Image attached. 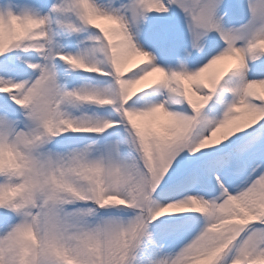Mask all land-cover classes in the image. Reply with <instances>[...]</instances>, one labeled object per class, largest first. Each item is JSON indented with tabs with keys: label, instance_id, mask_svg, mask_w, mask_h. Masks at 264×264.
Listing matches in <instances>:
<instances>
[{
	"label": "snow or ice",
	"instance_id": "snow-or-ice-1",
	"mask_svg": "<svg viewBox=\"0 0 264 264\" xmlns=\"http://www.w3.org/2000/svg\"><path fill=\"white\" fill-rule=\"evenodd\" d=\"M0 264H264V0L0 3Z\"/></svg>",
	"mask_w": 264,
	"mask_h": 264
},
{
	"label": "bare ground",
	"instance_id": "bare-ground-1",
	"mask_svg": "<svg viewBox=\"0 0 264 264\" xmlns=\"http://www.w3.org/2000/svg\"><path fill=\"white\" fill-rule=\"evenodd\" d=\"M100 23L104 24L106 27H111V25H108L107 22L101 21ZM142 60V58L140 57H133L131 58L127 64L124 66V73L127 74L129 72L130 69L134 68L136 66V64L140 63V61ZM155 79V75L152 77H149V80H153ZM146 83V82H145ZM142 85H137L135 86L134 90L140 88Z\"/></svg>",
	"mask_w": 264,
	"mask_h": 264
},
{
	"label": "rangeland",
	"instance_id": "rangeland-1",
	"mask_svg": "<svg viewBox=\"0 0 264 264\" xmlns=\"http://www.w3.org/2000/svg\"><path fill=\"white\" fill-rule=\"evenodd\" d=\"M4 2V0H0V3Z\"/></svg>",
	"mask_w": 264,
	"mask_h": 264
}]
</instances>
